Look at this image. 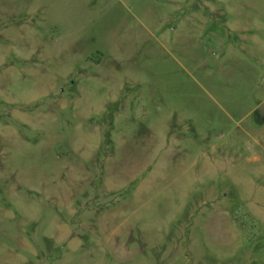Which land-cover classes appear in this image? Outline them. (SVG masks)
I'll return each mask as SVG.
<instances>
[{"label": "rangeland", "instance_id": "1", "mask_svg": "<svg viewBox=\"0 0 264 264\" xmlns=\"http://www.w3.org/2000/svg\"><path fill=\"white\" fill-rule=\"evenodd\" d=\"M0 264H264V0H0Z\"/></svg>", "mask_w": 264, "mask_h": 264}]
</instances>
